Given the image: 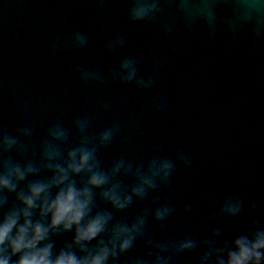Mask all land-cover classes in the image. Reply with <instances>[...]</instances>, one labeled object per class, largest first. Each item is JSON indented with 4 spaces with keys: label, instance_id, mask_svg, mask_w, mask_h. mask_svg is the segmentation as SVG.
I'll list each match as a JSON object with an SVG mask.
<instances>
[{
    "label": "water",
    "instance_id": "obj_1",
    "mask_svg": "<svg viewBox=\"0 0 264 264\" xmlns=\"http://www.w3.org/2000/svg\"><path fill=\"white\" fill-rule=\"evenodd\" d=\"M173 2L179 0H160L156 22L132 23L128 0H0V132L15 136L18 145L0 152V163L11 159L39 169L17 191L51 175L41 156L49 128L59 123L67 131L62 157L79 146L77 119L88 120L89 137L118 125L111 143L97 147L101 171L120 158L142 172L153 158L175 165L167 182L157 179L143 200L132 197L122 211L93 189L94 212L112 215L109 228L145 216L144 237L117 264H131L137 256L151 264L149 239L186 238L195 240L196 249H169V264H194L208 232L223 230L221 246L249 231L253 219L264 223V4L189 0L193 15L181 16ZM125 59L135 61L138 79L152 82L148 88L122 81ZM84 73L95 78L85 80ZM23 128L30 135L18 132ZM181 157L190 158L191 166ZM72 179L79 185L82 177ZM112 182L127 195L137 180L121 170ZM229 192L239 194L241 212L208 219L209 209L218 210ZM15 196L0 192L6 200L0 214L17 203ZM253 203L259 206L251 208ZM162 206L172 212L156 221L154 212ZM71 239V232L52 237L54 251Z\"/></svg>",
    "mask_w": 264,
    "mask_h": 264
},
{
    "label": "clouds",
    "instance_id": "obj_2",
    "mask_svg": "<svg viewBox=\"0 0 264 264\" xmlns=\"http://www.w3.org/2000/svg\"><path fill=\"white\" fill-rule=\"evenodd\" d=\"M259 2L264 4V0ZM128 3L127 16L132 23H154L161 11L160 0H128ZM170 7L177 15H193L194 6L189 0L170 3ZM74 39L83 46L84 40L80 35L77 34ZM110 48V45L106 46V50ZM120 69L125 83L134 81L139 88H148L152 83L137 78L133 59L122 61ZM83 78L95 77L92 73H84ZM102 107L107 108V105ZM88 126L87 119L74 121V127L82 138L79 146L73 147L63 157L59 146L67 142V131L59 123L49 128L48 139L41 143V156L46 162L45 169L51 175L30 182L24 189L17 191V185L26 176L37 175L39 169L32 163L21 167L11 159L0 163V192L16 193L17 202L0 214V264H117L119 258L144 237V215L137 216L131 223L118 222L109 228L112 215L106 211L94 212L93 189H100V198L113 209L122 211L132 203V197L143 200L148 190L157 187V179L167 182L175 167L173 161L166 157L153 158L148 162L146 171L142 172L140 166L133 170L131 163L120 158L108 171H101L96 159L97 147L111 143L118 125L114 123L95 137L84 135ZM18 132L27 136L31 130L23 128ZM93 141L95 145L89 147ZM17 146L15 136L0 132V152H8ZM181 159L186 167L191 166L190 158ZM121 170L125 175L132 173L137 180L127 195L119 183L112 182ZM75 176L82 177L79 185L72 179ZM5 205L6 200L0 197V209H4ZM242 206L239 194L229 192L218 210L213 212L209 209L208 219L235 217ZM258 206L255 203L250 205L251 208ZM171 212L170 207L162 206L155 210L153 218L163 221ZM69 232L72 233L71 242L54 251L52 237ZM222 232L217 228L206 234V238L200 241L204 251L197 256L194 264H264V223L260 219H253L246 233L217 246ZM104 235L108 236L107 240L98 239ZM92 241L96 244L90 246ZM145 246L154 249L147 253L152 257L151 264H169V249L174 253L192 252L197 244L189 238L175 243H154L149 239L145 241ZM131 264L148 262L137 256Z\"/></svg>",
    "mask_w": 264,
    "mask_h": 264
}]
</instances>
